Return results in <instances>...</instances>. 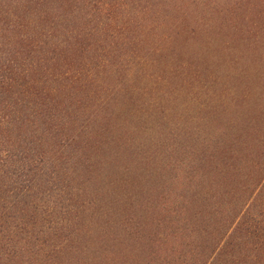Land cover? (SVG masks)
<instances>
[{"label":"trees","instance_id":"trees-1","mask_svg":"<svg viewBox=\"0 0 264 264\" xmlns=\"http://www.w3.org/2000/svg\"><path fill=\"white\" fill-rule=\"evenodd\" d=\"M251 46L264 53V0H0V264H215L234 239L264 246V109L241 106L240 88L219 102L213 87L154 78L216 72ZM179 98L193 107L171 137ZM179 169L197 174L180 225L155 200ZM102 210L133 249H103L112 223L71 237ZM176 234L191 239L190 261L151 247Z\"/></svg>","mask_w":264,"mask_h":264},{"label":"rangeland","instance_id":"rangeland-1","mask_svg":"<svg viewBox=\"0 0 264 264\" xmlns=\"http://www.w3.org/2000/svg\"><path fill=\"white\" fill-rule=\"evenodd\" d=\"M237 54H241L245 56V60H242L243 58H238L235 61V63H228V60H225L221 63H219V68L216 72L209 71L203 74H193L192 68L189 69V67L184 70V72L181 70V67H176L174 73L172 74L169 72V70H165L163 81H160L158 77H154L155 80L159 83L158 87H162L161 89H164L166 87H185L191 89H197L203 88V87H213L215 89V93L217 95V101H224L229 102L231 101L230 97L233 94V91L237 88L239 89V93L235 95V98L239 104L244 105H252L256 104L257 107L264 109V53L259 51L256 47H252L251 49L247 47H243L242 51L236 50ZM242 61L241 63H238L239 61ZM221 64V65H220ZM161 64L160 66H162ZM225 66V67H224ZM238 67V68H237ZM236 68L239 70L242 74H238V71H235ZM147 69L143 68L140 72H145ZM156 72H160L161 69L155 70ZM186 71V73H185ZM146 73H150L148 70ZM218 75V76H216ZM240 76V77H239ZM215 80V81H214ZM169 82L167 85L166 82ZM211 85V86H210ZM140 86L142 87H150V80L146 77L142 78V81L140 82ZM129 87H126L128 89ZM211 89V88H210ZM207 91V94L210 93L211 96H207L208 99L213 100L211 90ZM131 91H133L131 93ZM125 95L127 97V103L134 102L133 100L129 99L130 95H137L135 88L130 87L128 90H124ZM151 94H146V96H151ZM156 95V94H154ZM146 97V99H147ZM179 100L182 101L181 104L175 105V110H173V114H166L168 118V122L164 123L163 130L167 133L166 135H170L172 137L173 134L176 133L175 130H173V125H177L179 128H183L184 124L187 123L185 121V117H181L184 113H182L179 116V109L181 108V105H186V111H191V108L193 107V103L191 99L187 98H179ZM183 122V123H182ZM161 123V122H160ZM145 125H148V122L145 123ZM158 127L155 126V130H157ZM161 131V129H160ZM159 131V132H160ZM158 132V133H159ZM162 132V131H161ZM160 134V133H159ZM174 141V142H173ZM173 147H175V150L178 151V147L182 146L180 145L184 140L183 138H179L177 140L176 136H173ZM135 164V163H134ZM137 165V164H135ZM140 168H143L140 165H137ZM164 167L168 169L170 165L164 164ZM188 174V175H186ZM196 173L194 172V175H191L189 173H186L182 170H170L167 172V177L164 178L166 181L165 184H162L161 188L164 189L159 194V197L157 196L155 200L163 203L164 205H170L172 206L174 204V207L177 208V214H176V220L178 222V225L183 224L185 214V209L183 206H180L179 201H184L186 198L183 197V191L190 187L189 182L194 184L196 178ZM106 178L104 179V181ZM102 184L99 182V185ZM200 189V187H198ZM103 189L106 193V196L111 195L112 197L116 196L119 192H123V188L114 189L113 187H105L103 183ZM194 190V187L192 188ZM210 192V189L208 187H205V189H202L200 191V195H205L208 197V193ZM186 196H189V192H184ZM181 196V197H180ZM135 197V196H133ZM177 199V200H176ZM179 200V201H178ZM110 199H106L105 201H102L103 207L106 206V203H110ZM207 199L202 196L198 199L196 205L199 206V208H202L205 206V210L210 209L211 204L206 203ZM126 201L123 199L120 203H118L119 207L121 205L125 206ZM217 206V205H215ZM115 208V207H114ZM101 209V208H100ZM164 212L166 213V209H172L171 207H164ZM83 220V219H82ZM92 223H87V221L81 222L75 221V226L72 227L73 231H70L69 233L71 237L78 238L80 235H84L87 237V235L91 234L93 230V234L95 235L96 229H98L102 222H104V225L107 223H112L114 226V230L105 238V243L103 249L107 246L108 249L111 251L117 250V249H125V250H131L133 249L131 247L130 242H128L125 237L120 232V229L117 228L114 221H110L106 217V213L104 210L100 212V215L98 214L95 217H93ZM109 220V221H108ZM108 221V222H106ZM95 228V229H94ZM92 235V236H94ZM170 235V234H169ZM166 235L160 234L156 236L157 241H161ZM164 241V242H163ZM163 243L160 244H152L151 247L155 248L157 252H160V254L168 253L172 250L177 251L181 249V252L185 254L186 261L191 260L190 253L188 252L191 246V239L189 240L187 237L179 236L176 234L175 237L166 238L163 240ZM238 241L234 239L232 244L229 246V248L225 249V253L222 254L221 257L217 259V262L215 264H264V246H260L258 242H256V238L253 236L249 243L244 245V247L238 246ZM186 243V244H185ZM97 246L100 244L96 243ZM182 259V258H181ZM179 259L178 261H181V263H184V259ZM208 261L205 262L207 264Z\"/></svg>","mask_w":264,"mask_h":264}]
</instances>
